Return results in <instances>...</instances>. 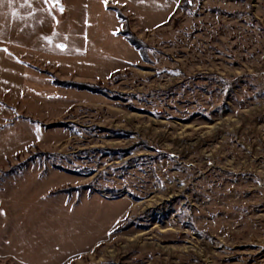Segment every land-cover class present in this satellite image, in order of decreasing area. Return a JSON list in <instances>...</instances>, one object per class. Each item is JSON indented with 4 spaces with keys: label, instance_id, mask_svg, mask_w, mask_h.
Returning a JSON list of instances; mask_svg holds the SVG:
<instances>
[{
    "label": "rangeland",
    "instance_id": "374dc122",
    "mask_svg": "<svg viewBox=\"0 0 264 264\" xmlns=\"http://www.w3.org/2000/svg\"><path fill=\"white\" fill-rule=\"evenodd\" d=\"M116 14L98 67L0 114V264H264V0Z\"/></svg>",
    "mask_w": 264,
    "mask_h": 264
},
{
    "label": "crops",
    "instance_id": "0c3cea01",
    "mask_svg": "<svg viewBox=\"0 0 264 264\" xmlns=\"http://www.w3.org/2000/svg\"><path fill=\"white\" fill-rule=\"evenodd\" d=\"M179 2L0 0V114H23L21 101L26 91L30 95L36 92L32 81L47 78L41 71L49 70L67 80L60 75V69L72 65L98 67L95 64L100 60V49L107 44L105 32L109 28L104 18L115 16L113 8L121 10L135 24L139 22L138 27L146 31L166 22ZM156 17L163 21L148 25L141 20L154 21ZM120 30L121 27L108 33L113 38L119 36ZM26 78L32 80L28 89Z\"/></svg>",
    "mask_w": 264,
    "mask_h": 264
},
{
    "label": "trees",
    "instance_id": "16d2710c",
    "mask_svg": "<svg viewBox=\"0 0 264 264\" xmlns=\"http://www.w3.org/2000/svg\"><path fill=\"white\" fill-rule=\"evenodd\" d=\"M117 12L118 17L123 21V26L127 23V18L122 14L119 9H115ZM121 34L125 37V39L130 43L131 46L135 48L139 52L142 58H145L146 51L148 50L147 45L140 39L137 38L135 33L131 31L130 28L124 27ZM54 83L56 85H64L66 87L76 88L78 90H87L93 93H102L103 90L99 89L96 85L90 83H77V82H61L58 79H54ZM102 85V84H100Z\"/></svg>",
    "mask_w": 264,
    "mask_h": 264
},
{
    "label": "snow or ice",
    "instance_id": "6c2138e0",
    "mask_svg": "<svg viewBox=\"0 0 264 264\" xmlns=\"http://www.w3.org/2000/svg\"><path fill=\"white\" fill-rule=\"evenodd\" d=\"M105 2H107V0H105Z\"/></svg>",
    "mask_w": 264,
    "mask_h": 264
}]
</instances>
